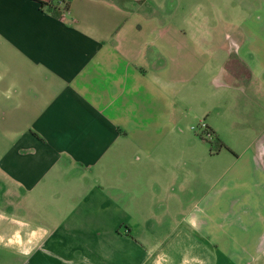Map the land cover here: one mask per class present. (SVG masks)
I'll use <instances>...</instances> for the list:
<instances>
[{
    "label": "crops",
    "instance_id": "obj_1",
    "mask_svg": "<svg viewBox=\"0 0 264 264\" xmlns=\"http://www.w3.org/2000/svg\"><path fill=\"white\" fill-rule=\"evenodd\" d=\"M238 89L259 126L235 127ZM193 90L220 151L177 143ZM224 121L248 145L193 167L230 148ZM0 246L2 264H264V0H0Z\"/></svg>",
    "mask_w": 264,
    "mask_h": 264
},
{
    "label": "rangeland",
    "instance_id": "obj_2",
    "mask_svg": "<svg viewBox=\"0 0 264 264\" xmlns=\"http://www.w3.org/2000/svg\"><path fill=\"white\" fill-rule=\"evenodd\" d=\"M225 31L226 32H225V37H224V40H225L224 47L237 46L236 42L233 39L234 36L231 35L233 30L231 28H225ZM197 45L201 47L202 50L206 49L209 54L214 53V52L220 54L221 52L217 50L216 45H213L211 43H208V44L202 43V44H197ZM238 83H240L241 87H247L245 86V83L242 81H239ZM200 85H202V96L204 95V101L207 104L210 105L211 103L221 101L222 103H225V110H227V107H228L227 102L230 100V97L227 95V92H225L226 88L222 87V85L218 83L217 78H214L212 73L209 72L208 74H206L204 78L202 76V79H200ZM215 90H218V91L215 92ZM237 92H238L237 104L239 106L241 113H245L246 116H241L240 118H238L239 121L236 123L235 127L236 128L240 127L244 129V128H247L248 126L257 125V123H255L253 119H250V116L248 115L250 110H253L254 108V106L251 105V102L253 100H250L248 90L238 89ZM213 94H217L218 97L212 98ZM204 101L202 100V98H198V96L195 93V90L191 91V101L188 102V106L185 108V110L188 111L187 113L188 117L181 124L183 133H184L183 135L184 139L177 140V143L179 142L187 143V144L189 143L191 147L194 149L203 150L204 148H208L209 150L213 152H217V151H220L221 148L218 145V141L216 140L215 137L206 138V139L203 138L206 140V143L200 141L199 139L203 137V135L201 134L204 133V129L206 126L205 125L206 122L204 121L205 120L204 114L202 115L203 106L205 105L203 103ZM221 124H223V127H225L226 132L228 133L227 140L226 141L223 140V141L230 148H227L224 146L222 148L223 151L219 155H217V157H208L207 155L206 159L201 158L200 161L194 162L192 164L193 167H201V165H204V164H213L214 166H219V167L226 166L229 162L227 153L230 152L231 147L244 148L248 145L249 140H250V136L248 132L242 130L240 133H233L226 121L221 122ZM20 212H21L20 215L28 219L32 226L45 225L49 228H52L56 223L52 221L51 219H48L46 216H44L40 212H37L35 210L33 212H25L23 210ZM3 253H5L4 249L0 246V258L4 257ZM18 261H21L20 257L16 259L15 262H11V263L19 264ZM2 263L4 262L0 260V264Z\"/></svg>",
    "mask_w": 264,
    "mask_h": 264
},
{
    "label": "trees",
    "instance_id": "obj_3",
    "mask_svg": "<svg viewBox=\"0 0 264 264\" xmlns=\"http://www.w3.org/2000/svg\"><path fill=\"white\" fill-rule=\"evenodd\" d=\"M42 3H44V2H42ZM52 11H53V13H54L55 15H57V16L60 14V11L57 10V9H53ZM206 128L209 129V130H211V131L214 133V131H213L212 129H210L207 125H206ZM201 135H203V134H201ZM214 137H215V135H214ZM203 138H205L204 135H203ZM222 143H223V142H221V141L218 142V145L220 146V148H221V146L223 145Z\"/></svg>",
    "mask_w": 264,
    "mask_h": 264
},
{
    "label": "built area",
    "instance_id": "obj_4",
    "mask_svg": "<svg viewBox=\"0 0 264 264\" xmlns=\"http://www.w3.org/2000/svg\"><path fill=\"white\" fill-rule=\"evenodd\" d=\"M203 135H204L205 138L214 137V133L211 130L207 129L206 126H205V129H204Z\"/></svg>",
    "mask_w": 264,
    "mask_h": 264
}]
</instances>
